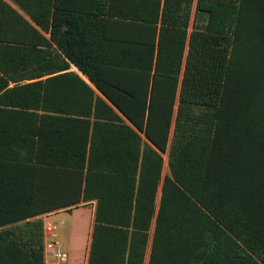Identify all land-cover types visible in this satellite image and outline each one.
I'll list each match as a JSON object with an SVG mask.
<instances>
[{
	"label": "trees",
	"instance_id": "1",
	"mask_svg": "<svg viewBox=\"0 0 264 264\" xmlns=\"http://www.w3.org/2000/svg\"><path fill=\"white\" fill-rule=\"evenodd\" d=\"M13 1L0 264H46L40 216L92 202L87 264H264V0Z\"/></svg>",
	"mask_w": 264,
	"mask_h": 264
},
{
	"label": "crops",
	"instance_id": "2",
	"mask_svg": "<svg viewBox=\"0 0 264 264\" xmlns=\"http://www.w3.org/2000/svg\"><path fill=\"white\" fill-rule=\"evenodd\" d=\"M9 5L18 10L22 15L29 19L25 13L20 9V7L13 0H5ZM60 9L65 14L72 15H86L88 14V9L91 7L90 0H58ZM41 34H43L47 39L50 40L51 35L47 31L38 28ZM68 30L67 25L63 29ZM54 46L55 55H60L62 60H64L63 54L56 45ZM52 59V58H51ZM69 62V61H67ZM71 71L79 73L83 78H85L80 71L74 65H71ZM46 78V77H45ZM96 202H92L89 205H79L78 207L62 208L53 212L46 213L40 218L44 223L51 221L58 225L60 229V222L67 224L68 226V236L65 241H61L63 248L68 255V262L66 264H87L89 245L91 241V231L94 221ZM61 234L57 233V240L60 239ZM60 244V245H61ZM62 248V249H63ZM46 264H59L54 258L46 257Z\"/></svg>",
	"mask_w": 264,
	"mask_h": 264
},
{
	"label": "built area",
	"instance_id": "3",
	"mask_svg": "<svg viewBox=\"0 0 264 264\" xmlns=\"http://www.w3.org/2000/svg\"><path fill=\"white\" fill-rule=\"evenodd\" d=\"M57 233V224L51 221L44 223L45 258H54L59 264H66L68 255L57 240Z\"/></svg>",
	"mask_w": 264,
	"mask_h": 264
},
{
	"label": "rangeland",
	"instance_id": "4",
	"mask_svg": "<svg viewBox=\"0 0 264 264\" xmlns=\"http://www.w3.org/2000/svg\"><path fill=\"white\" fill-rule=\"evenodd\" d=\"M194 9H195V6H194ZM56 62L57 63L59 62L60 64L62 63V58L59 54L50 60L49 65L47 67V70H49V71L54 70L57 67ZM40 72H41L40 68L36 67L31 71L20 73V74L16 75V77L23 79V80H21L23 82H29V80H28L29 78H33L34 76H36ZM13 85H14V83L11 84V86H13ZM166 173H168V168L165 169V174ZM59 225H60V229L58 228V232L61 234V236H60V239H58V241L61 244V241L63 242L67 239L68 226H67V224H65L63 222H60ZM61 246H62V244H61ZM62 248H63V246H62ZM63 250L64 251L66 250L65 247L63 248Z\"/></svg>",
	"mask_w": 264,
	"mask_h": 264
}]
</instances>
